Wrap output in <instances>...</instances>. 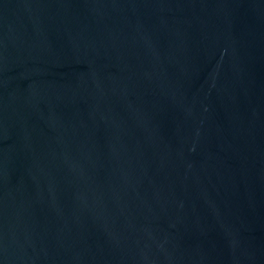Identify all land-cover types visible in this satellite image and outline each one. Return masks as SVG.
Returning <instances> with one entry per match:
<instances>
[{"label":"water","instance_id":"95a60500","mask_svg":"<svg viewBox=\"0 0 264 264\" xmlns=\"http://www.w3.org/2000/svg\"><path fill=\"white\" fill-rule=\"evenodd\" d=\"M0 264H264V0H0Z\"/></svg>","mask_w":264,"mask_h":264}]
</instances>
